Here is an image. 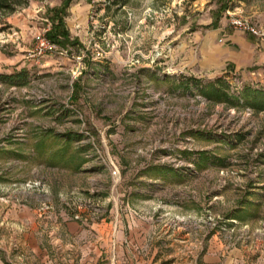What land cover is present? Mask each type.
Instances as JSON below:
<instances>
[{"label": "rangeland", "instance_id": "1", "mask_svg": "<svg viewBox=\"0 0 264 264\" xmlns=\"http://www.w3.org/2000/svg\"><path fill=\"white\" fill-rule=\"evenodd\" d=\"M227 11L261 22L264 0H28L0 11V73L25 70L21 84L0 80V201L58 186L64 212L91 224L110 212L104 191L140 187L156 193L151 217L165 225L203 204L204 239L233 234L224 216L247 189L238 173L264 169V116L241 84L264 86L186 64L181 50L196 52V33L219 13L228 23ZM57 13L63 47L46 36ZM38 34L56 49L35 55ZM210 85L229 99L209 98ZM126 213L149 218L143 206Z\"/></svg>", "mask_w": 264, "mask_h": 264}, {"label": "crops", "instance_id": "2", "mask_svg": "<svg viewBox=\"0 0 264 264\" xmlns=\"http://www.w3.org/2000/svg\"><path fill=\"white\" fill-rule=\"evenodd\" d=\"M210 28L207 33H196L201 44L195 53L181 47L187 51L186 64H196L204 71L233 69L242 81L264 86V39L232 29L223 19ZM260 114L264 116V110ZM238 176L247 189L237 210L224 216L234 233L214 230L205 239L203 225L194 219L205 210L203 204L180 206L177 215L185 220L168 226L151 217L157 197L155 192L146 196L144 188L120 186L104 191L110 212L91 224L64 212L58 186L16 191L20 203L7 201V197L0 201V264H264V169ZM53 177L59 179L60 175ZM221 196L214 195L215 204ZM142 206L149 211L147 221L126 213V208Z\"/></svg>", "mask_w": 264, "mask_h": 264}, {"label": "trees", "instance_id": "3", "mask_svg": "<svg viewBox=\"0 0 264 264\" xmlns=\"http://www.w3.org/2000/svg\"><path fill=\"white\" fill-rule=\"evenodd\" d=\"M26 3H28V0H0V11L13 12L17 6L25 5ZM225 7L226 5L223 6L221 11H224ZM219 14L214 17L210 26L217 25L218 18L220 16ZM55 15L57 16L52 18L51 28L46 32V36L63 47L66 40L69 38V31L66 28L65 21L62 16H59L58 13L54 14V16ZM24 75L25 70L16 74L12 73L10 75L0 73V80L3 82L21 84L25 81V78H23ZM241 87V97L243 101L256 110H264V88L252 87L244 84ZM238 92H240V90ZM204 93L211 99H229L217 85H210Z\"/></svg>", "mask_w": 264, "mask_h": 264}, {"label": "built area", "instance_id": "4", "mask_svg": "<svg viewBox=\"0 0 264 264\" xmlns=\"http://www.w3.org/2000/svg\"><path fill=\"white\" fill-rule=\"evenodd\" d=\"M227 14L229 17L228 25L232 29L242 31L244 33L252 35L257 39H264V21L254 22L248 16L242 14L230 13L229 11H227ZM35 38H36V46L34 49L35 55L40 56L46 53L47 51H52L53 49H56L55 44L52 43L49 39H47L43 34L42 35L38 34L36 35ZM239 83L241 84V82ZM113 173H115V171H113Z\"/></svg>", "mask_w": 264, "mask_h": 264}]
</instances>
